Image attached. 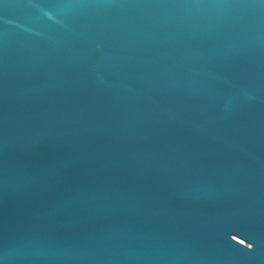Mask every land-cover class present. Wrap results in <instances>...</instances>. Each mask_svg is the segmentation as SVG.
<instances>
[{
    "label": "water",
    "instance_id": "water-1",
    "mask_svg": "<svg viewBox=\"0 0 264 264\" xmlns=\"http://www.w3.org/2000/svg\"><path fill=\"white\" fill-rule=\"evenodd\" d=\"M0 264H264V0H0Z\"/></svg>",
    "mask_w": 264,
    "mask_h": 264
}]
</instances>
